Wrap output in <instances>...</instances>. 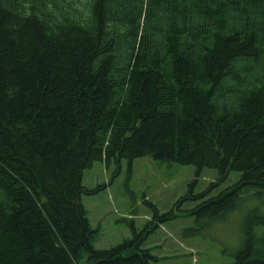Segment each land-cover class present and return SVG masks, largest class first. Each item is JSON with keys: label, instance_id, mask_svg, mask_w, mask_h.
<instances>
[{"label": "trees", "instance_id": "1", "mask_svg": "<svg viewBox=\"0 0 264 264\" xmlns=\"http://www.w3.org/2000/svg\"><path fill=\"white\" fill-rule=\"evenodd\" d=\"M141 156L238 174L191 214L264 264V0H0V264H155L95 248L80 200L94 161Z\"/></svg>", "mask_w": 264, "mask_h": 264}, {"label": "rangeland", "instance_id": "2", "mask_svg": "<svg viewBox=\"0 0 264 264\" xmlns=\"http://www.w3.org/2000/svg\"><path fill=\"white\" fill-rule=\"evenodd\" d=\"M237 176L231 170L220 172L212 168L196 175L191 164L150 156L94 161L83 172V185L87 190L104 187L80 195L94 228L93 246L114 247L137 236L135 241L139 240L141 247L150 248L157 256L155 264L233 261L232 250L240 245L242 225L232 221L234 216L230 214L226 222L214 224L213 220V225L205 228L201 223L210 216L206 215L207 210L191 212L198 203L197 193L207 190L221 177L215 189L232 184ZM149 204L158 209V215L166 214V218L160 221L154 217ZM238 219L241 221L239 213ZM78 262H84V255Z\"/></svg>", "mask_w": 264, "mask_h": 264}, {"label": "bare ground", "instance_id": "3", "mask_svg": "<svg viewBox=\"0 0 264 264\" xmlns=\"http://www.w3.org/2000/svg\"><path fill=\"white\" fill-rule=\"evenodd\" d=\"M157 115V114H156ZM163 115V114H162Z\"/></svg>", "mask_w": 264, "mask_h": 264}]
</instances>
